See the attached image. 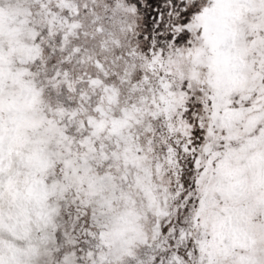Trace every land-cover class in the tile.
I'll return each instance as SVG.
<instances>
[{
    "label": "snow or ice",
    "instance_id": "1",
    "mask_svg": "<svg viewBox=\"0 0 264 264\" xmlns=\"http://www.w3.org/2000/svg\"><path fill=\"white\" fill-rule=\"evenodd\" d=\"M0 264H264V0H0Z\"/></svg>",
    "mask_w": 264,
    "mask_h": 264
}]
</instances>
